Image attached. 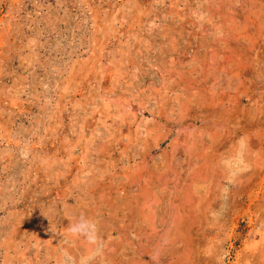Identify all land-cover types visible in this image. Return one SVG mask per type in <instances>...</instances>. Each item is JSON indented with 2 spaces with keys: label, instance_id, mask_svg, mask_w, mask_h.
I'll list each match as a JSON object with an SVG mask.
<instances>
[{
  "label": "rangeland",
  "instance_id": "1",
  "mask_svg": "<svg viewBox=\"0 0 264 264\" xmlns=\"http://www.w3.org/2000/svg\"><path fill=\"white\" fill-rule=\"evenodd\" d=\"M0 264H264V0H0Z\"/></svg>",
  "mask_w": 264,
  "mask_h": 264
},
{
  "label": "clouds",
  "instance_id": "2",
  "mask_svg": "<svg viewBox=\"0 0 264 264\" xmlns=\"http://www.w3.org/2000/svg\"><path fill=\"white\" fill-rule=\"evenodd\" d=\"M67 231L74 237H83L84 241L88 244H95L97 242L95 224L83 216L71 222Z\"/></svg>",
  "mask_w": 264,
  "mask_h": 264
}]
</instances>
